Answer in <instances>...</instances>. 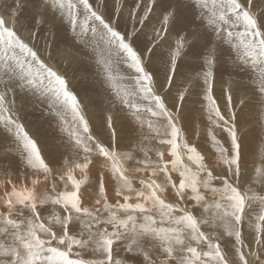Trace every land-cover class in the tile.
<instances>
[{
  "label": "snow or ice",
  "instance_id": "snow-or-ice-1",
  "mask_svg": "<svg viewBox=\"0 0 264 264\" xmlns=\"http://www.w3.org/2000/svg\"><path fill=\"white\" fill-rule=\"evenodd\" d=\"M89 62L95 122L67 74ZM246 124L264 133V0H0V264H264Z\"/></svg>",
  "mask_w": 264,
  "mask_h": 264
},
{
  "label": "rangeland",
  "instance_id": "rangeland-1",
  "mask_svg": "<svg viewBox=\"0 0 264 264\" xmlns=\"http://www.w3.org/2000/svg\"><path fill=\"white\" fill-rule=\"evenodd\" d=\"M195 67V65L189 64L186 65L182 69V71L191 76L194 75ZM67 74L74 91L81 95L88 93L96 101V106L90 107L88 109L90 115L93 118V121L95 122V119L100 115L101 103L104 107H107V101L103 99V97L107 94L104 93L103 89L101 88L100 81L95 75V65L92 62H89V64L85 68L80 69L76 64H73L70 68L67 69ZM225 80H227V77H225ZM216 91L217 94H219V87ZM201 99L202 97H193V102H190L188 104V108L191 110L192 114V122L189 125L195 126L194 128L198 132L197 134L194 133V135H192L189 140L190 142L195 141L194 143L200 145L199 149H202L203 153L209 154V158H211L210 154L214 152V149L212 148L211 143L207 138V132L205 128L206 120L204 119L203 109L201 108V104L199 102ZM42 109V105L39 107H33L31 103H28L21 108V115L25 123L30 126L31 130L34 133L36 132L37 128L39 129V138L42 142H52L54 140L58 142V137H60L62 134L59 132L57 121L50 116L39 119ZM243 131L245 132V159L247 161L249 169H251L253 165H259L262 161H264V157L260 160V156L256 152L264 151V133H262L259 127L255 126L254 124L243 125ZM186 136L188 137V132H186ZM218 138L222 139L223 137L221 136ZM6 146L7 145L5 143L0 142V153L4 151Z\"/></svg>",
  "mask_w": 264,
  "mask_h": 264
},
{
  "label": "bare ground",
  "instance_id": "bare-ground-1",
  "mask_svg": "<svg viewBox=\"0 0 264 264\" xmlns=\"http://www.w3.org/2000/svg\"><path fill=\"white\" fill-rule=\"evenodd\" d=\"M197 100V99H196ZM191 116H192V114H191ZM96 120V119H95ZM204 120V119H203ZM191 124V123H190ZM195 126H191V125H188L187 126V132H188V138H190L192 135H194V133L195 134H197L198 132H197V130L194 128ZM203 127V126H202ZM199 130H201V129H199ZM205 130V129H204ZM204 130H202V131H204ZM195 131V132H194ZM191 132V133H190ZM206 133V132H205ZM200 134V133H199ZM257 134V133H256ZM201 136V135H200ZM192 140V139H191ZM195 140V139H194ZM193 140V141H194ZM195 142V141H194ZM198 146H200V145H198ZM207 150V149H206ZM258 154H259V156H260V160L264 157V151H262V152H259V151H256ZM256 159V158H255ZM259 159V158H258ZM259 160V161H260ZM252 164V163H251Z\"/></svg>",
  "mask_w": 264,
  "mask_h": 264
}]
</instances>
